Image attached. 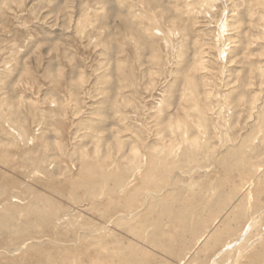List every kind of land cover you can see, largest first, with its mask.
I'll return each mask as SVG.
<instances>
[{
    "label": "rangeland",
    "instance_id": "1",
    "mask_svg": "<svg viewBox=\"0 0 264 264\" xmlns=\"http://www.w3.org/2000/svg\"><path fill=\"white\" fill-rule=\"evenodd\" d=\"M0 264H264V0H0Z\"/></svg>",
    "mask_w": 264,
    "mask_h": 264
},
{
    "label": "bare ground",
    "instance_id": "2",
    "mask_svg": "<svg viewBox=\"0 0 264 264\" xmlns=\"http://www.w3.org/2000/svg\"><path fill=\"white\" fill-rule=\"evenodd\" d=\"M253 224V223H252ZM255 224V223H254ZM251 225V224H250ZM254 227V226H253ZM104 228H106V227H104ZM109 228V227H108ZM251 229V228H250ZM249 234V233H248ZM241 235V234H240ZM246 238V237H245ZM251 239V238H250ZM80 241V240H79ZM241 241V240H240ZM233 242V241H232ZM238 242V241H237ZM231 243V242H230ZM239 243V242H238ZM243 245V244H242ZM254 245V244H253ZM231 246V245H230ZM236 246V244H233L230 248H234ZM239 247V246H238ZM236 248V247H235ZM235 250V249H234ZM89 251V250H88ZM117 252V251H116ZM221 255H223V254H221ZM218 258V257H217ZM221 258V257H220ZM99 259V258H98ZM216 261V260H215ZM218 262V261H217Z\"/></svg>",
    "mask_w": 264,
    "mask_h": 264
}]
</instances>
